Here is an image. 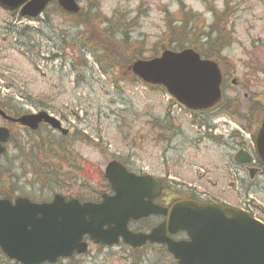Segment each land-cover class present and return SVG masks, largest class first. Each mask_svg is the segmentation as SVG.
<instances>
[{"label":"rangeland","instance_id":"1","mask_svg":"<svg viewBox=\"0 0 264 264\" xmlns=\"http://www.w3.org/2000/svg\"><path fill=\"white\" fill-rule=\"evenodd\" d=\"M81 2L83 12L93 18L90 19L93 24L97 21L95 14L90 13L91 8H98V22L107 18L125 23L131 43H134L142 59L159 56L164 49L179 50L176 44L171 43L178 39L168 37L164 40L163 34L167 21L175 23L173 20H178L181 5L186 12L201 16L195 22L208 19L204 32L213 21L212 13L208 11L215 9L221 12L227 6L224 0ZM230 10L231 26H234L231 29L234 31L233 45L224 53L234 64V75L240 80L242 71L237 63L241 58V48L255 53L253 57L258 58L257 65L264 69V0H235L230 3ZM180 16L182 18V14ZM27 26L33 30L24 34L23 29ZM35 30H42L43 36ZM84 30V27L76 29L59 14L52 13L49 19L43 15L35 22L0 8V101L31 113L39 112V109L51 113L63 123L64 128L70 130L69 148L73 147L79 156L102 171L114 160L129 163L128 167L136 174H150L166 186H171L176 195H180L174 196L177 198L193 192L201 199L210 198L213 190L216 193L219 188H211L209 179L218 183V187L227 189L232 177L223 178L226 171L222 148L211 143L206 134L203 137L190 121V115L173 106L171 97L163 89L136 84L130 80V72L119 67L114 69V73L104 75L100 64L94 63L91 52L79 49L76 37ZM186 34L183 33L182 39ZM85 35V38L92 37L91 32ZM179 36L180 32L176 31L175 38ZM184 41L189 43L187 38ZM187 47L184 45L183 48ZM54 55L59 57L52 59ZM261 80L263 83L257 82L250 90L238 86L235 90L238 99L246 104V94H263L264 74ZM168 116L174 120L175 128H181L176 137L173 131H166L172 129L170 121H166ZM0 126L8 124L0 119ZM9 127L16 141L23 148L27 145V150L36 141L41 144L49 140L47 128L42 129L38 136L30 137L13 125ZM220 132L225 134L223 130ZM230 132L231 129H228ZM56 134L51 133V136L58 138ZM159 134L171 138L170 142H165ZM34 151L37 152L36 149ZM33 156L37 159L36 154ZM15 158L17 152L11 147L9 156L0 162L6 185H10L9 176L12 175L15 179L13 186L19 190L17 196L29 197L36 202L52 200L54 194L50 191L38 185L33 187V178L23 175L19 162L14 163ZM179 180L182 182L177 185L168 184ZM245 200L251 201L250 198ZM90 250L94 254L97 249L91 247ZM109 252L113 255L108 256L107 250L100 252L99 264H134L120 261L119 248ZM152 254L155 257L147 259L145 264L164 263L157 253L153 251ZM0 263H6L1 256Z\"/></svg>","mask_w":264,"mask_h":264},{"label":"water","instance_id":"2","mask_svg":"<svg viewBox=\"0 0 264 264\" xmlns=\"http://www.w3.org/2000/svg\"><path fill=\"white\" fill-rule=\"evenodd\" d=\"M51 1L0 0V6L9 11L20 9L22 18L35 19ZM58 4L68 13L80 11L76 0H58ZM131 71L147 84L163 86L191 110L208 109L220 99L219 71L214 64L201 61L192 50L164 51L159 58L135 62ZM0 117L31 129L46 123L67 133L59 121L46 113L14 120L0 109ZM9 138V130L0 128V158ZM106 177L116 194L104 197L99 205L80 204L77 200L66 202L60 195L52 203L44 204L24 198L15 203L0 199L1 251L21 264L55 263L75 252L84 253L87 245L83 238L87 235L96 244L109 246L117 244L120 237L135 248L147 242L165 244L179 264H264V226L247 214L198 201H179L167 212L152 206L151 201H144L147 189H153V195L161 189L151 177L130 174L118 162L108 165ZM151 214L168 215L169 232H186L190 240L168 239L164 227L149 235L127 230L131 219Z\"/></svg>","mask_w":264,"mask_h":264},{"label":"flooded vegetation","instance_id":"3","mask_svg":"<svg viewBox=\"0 0 264 264\" xmlns=\"http://www.w3.org/2000/svg\"><path fill=\"white\" fill-rule=\"evenodd\" d=\"M208 31L210 32V36L208 37L209 44H206L208 51L201 53L200 57L203 60L215 62L220 69L222 75V100L224 99V102H226V108L219 107L220 110L212 109L203 112H190L191 119L193 123H200L214 116H223L231 121H235L234 123L239 126L241 131L240 133L229 135L226 139L224 136L220 138L217 136H208L212 140L210 141L211 143L222 148L221 153L224 158V170L226 171V175L223 176V178L228 179L232 177L229 179L230 183L227 189L219 187V191L216 193L213 190V196L208 199L215 203L242 210L264 225V159L261 156V154L264 155V138L262 140L260 137L264 132V93L252 96L246 94L244 100H246L247 103L245 104L238 99L239 95L235 91L238 89V86L244 90H250L251 87L257 85V82L263 83L261 76L264 74V69L257 65L256 61L258 58L253 57L255 53H250L246 51V49L243 50L241 48V58L237 65L239 69H241L242 75L240 80L236 79L233 71L234 64L229 62L223 52V47L228 45L226 38L229 33L233 34V32L230 30V27H225L224 22H212L208 27ZM221 44L222 46L220 47ZM24 113L27 114L26 111L19 109V117L23 116ZM14 126H17L19 130L31 135L39 134L44 128L51 130L46 124H41L35 131L18 123H14ZM58 132L59 131L56 132V130H52V133H57V136L62 135L68 143L67 137H69V135L65 136ZM68 149L69 148H63L60 151L65 153V157L61 159L65 166L63 168L70 171L71 168H73V163L71 162L73 160L71 158V152ZM215 157H217V153ZM74 160L77 161L78 159ZM243 162H249V164L245 165ZM79 167L80 166H78V168ZM208 184H210L212 188H218V183H215L213 179H209ZM169 185H172V182H170ZM105 186L107 187L105 194L112 195L113 193L111 192L112 190L109 184L105 183ZM174 194L175 190L171 186L167 188L166 185H162V190L158 195L152 198V202L155 206L169 210L176 199ZM245 198H250L251 201L245 200ZM101 199L102 196L98 202H100ZM165 222L166 217L154 215L138 221H131L128 224V228L134 233L147 234ZM171 238L174 240H186L187 236L186 234L179 233L171 236ZM86 241H88V239H86ZM90 247L97 249L96 253L93 254ZM115 248L120 249V256L118 255L120 261L145 264L148 258L155 255L152 253L145 254L144 252L152 250L158 254V257L163 259V264H177L173 257L167 253L164 246L148 244L144 248L135 249L122 243L114 247L89 244V250L85 254H74L72 257L61 260L55 264H99V260L97 261V259L100 257V252L107 250V255L112 256L113 254L109 251ZM168 255L170 256V260ZM114 256H116V254ZM10 263L18 264L12 261Z\"/></svg>","mask_w":264,"mask_h":264},{"label":"trees","instance_id":"4","mask_svg":"<svg viewBox=\"0 0 264 264\" xmlns=\"http://www.w3.org/2000/svg\"><path fill=\"white\" fill-rule=\"evenodd\" d=\"M52 10L53 14H59V16H62L64 19L69 21L76 29L85 28L83 33L78 34L76 37L79 49L91 52L90 54L94 57L95 62L100 64L104 75L107 74V72L109 74L114 73V69H116V67H119L123 71H127V68L131 65V63H133L136 59H142L136 52L137 49L136 46L133 45L134 43H131L130 34H128L129 28L127 25L121 21V23H117V20L114 22L112 19L107 18L98 22L97 19L100 16V12H97L98 8L90 9V13L95 14L94 19L97 21L95 24L90 22V19L93 18L86 15L83 11H81L79 15L65 14L56 4H53ZM209 12L213 14V17L215 16L214 21L228 22L227 20H229L232 16L229 9L221 12L215 9H210ZM96 14L98 16H96ZM181 14L182 18L180 16ZM177 17L178 20H173L175 23H172L170 20L165 23L166 32L163 34L164 40L168 37L170 39H178L176 42L171 41V43L176 44L179 50L183 49L184 45H188L190 48H193L198 52L205 53L208 51L206 44H209L208 37L210 36V32H204V26L207 20L204 19L195 22V20L201 19V16L198 14H192L191 12H186L182 5ZM115 24H117V26H115ZM29 30L30 28H24V34ZM176 31L180 32V36L178 38H175ZM90 32L92 37L85 38V34ZM184 32L187 34L185 39H182ZM195 33H197V35ZM186 38L189 43L184 41ZM157 56L158 55H155L154 57ZM133 82H136V84L139 83V81L135 78H133ZM0 106L6 109L9 113L14 111L13 113L18 114L17 109H15L12 104L8 105L7 103L4 104L3 101H0ZM162 137L165 138V136ZM12 142L15 145L14 150H16L15 140L13 139ZM54 144H56L55 147L53 146ZM65 146L66 144L63 140L55 139L48 142V144H43L40 148H38V150L40 149V152H43V158L39 161L38 159L35 160L33 157V148L28 151L18 147L22 156L20 157V160L17 156V158L14 159V163L16 164L20 161L19 164H21V169L24 171V176H27V174L30 173L34 174L33 187L34 185H38L41 189H48L52 192H59L65 195L68 192L70 197L75 196L78 198L81 195V190L75 192L73 187L67 188L63 184L65 182L72 181L69 177H67V173H65L66 171L63 170V167L65 166L61 159L65 157V153L60 150H62ZM7 157L8 156L5 155V158ZM71 158L72 160L75 159L73 154H71ZM22 159L23 161L21 162ZM78 162H81V160ZM81 168H83L84 171H87L89 168L92 169V165L86 161L80 166V171ZM81 172L83 173V171ZM73 173L74 172L72 171L70 174ZM77 173L78 172L76 171L75 175H77ZM96 175L101 177L98 173H96ZM84 176H86V182L91 185L92 183L87 181L92 179L89 177V174L86 173ZM3 178H5V175L0 168V197L12 199L19 192V190L13 186L15 179L12 175H10V185L7 186ZM61 186H64L65 189ZM82 192H90V195H94V193L96 194V190L94 192L93 189H90L87 185L82 188ZM81 198L85 200L82 195Z\"/></svg>","mask_w":264,"mask_h":264}]
</instances>
